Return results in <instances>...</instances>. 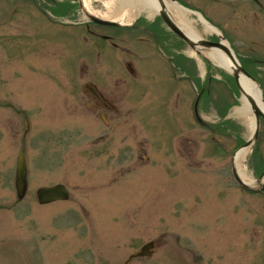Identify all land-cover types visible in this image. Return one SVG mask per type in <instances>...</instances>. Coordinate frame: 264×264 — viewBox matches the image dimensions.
Segmentation results:
<instances>
[{"label":"rangeland","instance_id":"374dc122","mask_svg":"<svg viewBox=\"0 0 264 264\" xmlns=\"http://www.w3.org/2000/svg\"><path fill=\"white\" fill-rule=\"evenodd\" d=\"M8 1L0 0V244L24 240L45 254L61 245L64 255L65 246L77 249L94 238L95 245L107 243L111 257H123L159 239L148 264H183L190 255L204 264H264V194L244 189L231 174L234 153L253 132L234 113L241 92L233 75L187 48L186 96L170 103L127 97L120 117L106 123L89 110L79 70L116 66L115 51L103 47L92 65L86 28L85 11L102 17L109 0H81V6L14 0V7ZM185 1L258 77L263 97L264 0L262 7L248 0ZM194 27L217 40L200 22ZM200 87L202 124L193 112ZM21 149L28 191L19 201L14 178ZM242 169L256 187L264 170V121ZM57 183L66 185L69 200L40 205L36 189Z\"/></svg>","mask_w":264,"mask_h":264},{"label":"flooded vegetation","instance_id":"af4514ba","mask_svg":"<svg viewBox=\"0 0 264 264\" xmlns=\"http://www.w3.org/2000/svg\"><path fill=\"white\" fill-rule=\"evenodd\" d=\"M20 1V0H15ZM187 4L185 0H176ZM262 7L261 0H248ZM8 5L13 6L14 0H9ZM12 4V5H11ZM14 10V8H13ZM11 13V12H10ZM9 13V17L11 14ZM114 30H109V29ZM92 53V65L100 58V49L111 48L116 54L110 53L111 61L115 67H100L99 69L85 68L81 70V78L86 77L82 91L87 99L91 112L106 123L120 117V103L129 98H149L154 96L163 102H171L184 97L189 87V70L186 66L185 44L172 32L160 16L152 19L137 17L130 23H117L105 25L89 21L87 25ZM177 39V40H176ZM177 43H176V41ZM178 44V45H177ZM177 45V47H176ZM95 50V53H94ZM96 54V55H95ZM118 54H121L119 57ZM155 55L157 63H151L147 58ZM173 58L177 62L171 63ZM113 59V60H112ZM183 62L181 63V60ZM185 59V60H184ZM155 78L153 82L150 79ZM106 136L102 139H105ZM84 211V209H82ZM0 244V264H102L105 259L112 260L109 264H120L136 251L134 249L123 257L110 256L109 246L106 244L95 245V239L89 238L82 242L78 248L73 245L66 247L67 254L62 253V246L54 254H45L43 248L34 247L31 251L24 240L16 243L14 238ZM70 246V247H69ZM107 246V250H106ZM159 242H155L150 249V255L136 256L127 264H148L153 262L158 250ZM120 257V258H119ZM184 264H204L200 256L190 255Z\"/></svg>","mask_w":264,"mask_h":264},{"label":"bare ground","instance_id":"6f19581e","mask_svg":"<svg viewBox=\"0 0 264 264\" xmlns=\"http://www.w3.org/2000/svg\"><path fill=\"white\" fill-rule=\"evenodd\" d=\"M164 3L166 4L167 10L173 20L188 36L194 39L200 38V31L194 27V23L197 21L203 25L204 32L214 33L220 36V32L209 24L200 14H196V17H193V13L189 10L178 8L175 4L168 1H165ZM105 5L108 12L107 14L102 15V17L112 18L118 21L131 20L132 17L139 15L141 12H145L150 19L157 13L159 8L155 0H109ZM222 43L231 48L226 40L222 39ZM201 54L228 73L233 74L236 70L234 61L220 48L215 47L208 50H202ZM239 85L244 91L251 94L257 104L264 110V101L262 100L261 90L257 83L247 76L240 74ZM240 99L241 105L234 109V113L242 119L246 125L251 126L252 130H254L256 118L252 105L243 94ZM249 152L250 146H243L238 149L233 155V163L242 180L248 184H252L253 178L249 177L245 170L242 169V163Z\"/></svg>","mask_w":264,"mask_h":264},{"label":"water","instance_id":"95a60500","mask_svg":"<svg viewBox=\"0 0 264 264\" xmlns=\"http://www.w3.org/2000/svg\"><path fill=\"white\" fill-rule=\"evenodd\" d=\"M159 3V11L158 13L165 19L166 23L172 29L176 34H178L186 43L187 45L192 48L196 53L200 54L201 50H207L213 47H218L222 50H224L234 61L236 65V70L233 73V76L236 80V83L238 87L240 88L241 92L246 96V98L250 101L252 108L254 110L255 118H256V124L254 133L247 142V145L251 144L254 140L257 139L258 131H259V125H260V118L264 119V110L258 106V104L255 102L254 98L251 94L244 91L242 87L239 85V75L244 74L247 77L254 80V78L242 67V65L234 58L232 52L226 45H224L221 41L215 42V41H208L204 39H193L192 37L185 34L180 27L175 23L172 16L168 12L166 5L164 3V0H156ZM174 1V0H171ZM88 17L91 20L103 23V24H113L112 22L103 21L100 20L90 14H88ZM28 125V122H26ZM264 174V173H263ZM263 174L261 176H263ZM28 170H27V163H26V157L24 155V151L21 150L17 156L16 161V173H15V187H16V194L18 199H22L27 191L28 188ZM233 175L236 178V180L243 185H246L238 176L235 167L233 166ZM37 198L40 203H48L54 200L58 199H66L68 198V191L63 185H53L48 187H40L37 191ZM151 247V244L144 245L138 253H135V255H142L145 254V252Z\"/></svg>","mask_w":264,"mask_h":264}]
</instances>
